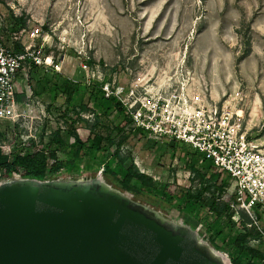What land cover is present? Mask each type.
I'll use <instances>...</instances> for the list:
<instances>
[{
    "label": "rangeland",
    "instance_id": "374dc122",
    "mask_svg": "<svg viewBox=\"0 0 264 264\" xmlns=\"http://www.w3.org/2000/svg\"><path fill=\"white\" fill-rule=\"evenodd\" d=\"M16 17L25 21V28L16 24ZM0 41L12 49L15 42L25 49L36 47L54 60L39 68L29 60L19 72L22 98L12 114L0 119V159L13 161L20 148L31 147L30 139L47 141L59 128L68 131L69 143L76 134L86 139L95 114L101 115L104 107L97 88L90 96L93 82H110L124 91L125 99L134 89L216 103L264 143V0H0ZM51 70L82 84L67 108L64 98L39 94L44 86L40 80ZM124 121V114L113 108L101 131L113 132ZM128 137L119 148L121 157L131 155L139 172L153 181L150 188L141 186L142 193L125 191L196 228L228 264L237 258L247 264L249 257L234 246L235 237L244 232L235 229L234 221L228 224L226 213L209 211L212 201L223 207L230 196L218 195L211 162L183 143L157 142L140 133ZM122 138L118 134L105 154L86 150L79 161L66 146L59 157L71 169L58 176H88L109 165L112 173L103 177L121 187L118 181L129 165L122 166L115 156ZM8 178L0 174V182ZM208 182L211 190L205 189ZM259 227L264 232V214ZM258 235L249 246L264 251V235Z\"/></svg>",
    "mask_w": 264,
    "mask_h": 264
},
{
    "label": "water",
    "instance_id": "95a60500",
    "mask_svg": "<svg viewBox=\"0 0 264 264\" xmlns=\"http://www.w3.org/2000/svg\"><path fill=\"white\" fill-rule=\"evenodd\" d=\"M0 264H228L191 225L101 173L0 182Z\"/></svg>",
    "mask_w": 264,
    "mask_h": 264
},
{
    "label": "built area",
    "instance_id": "2783aa9c",
    "mask_svg": "<svg viewBox=\"0 0 264 264\" xmlns=\"http://www.w3.org/2000/svg\"><path fill=\"white\" fill-rule=\"evenodd\" d=\"M29 60L40 66L54 62L36 47L15 52L0 41V119L12 114L19 103L18 76ZM102 84L106 97L123 103L130 128L141 129L157 142L186 144L210 161L219 174L226 173V185L218 195L225 199L229 193L230 208L246 214L250 219L247 228L264 235L259 227L264 214V143L243 130L239 117L227 107L196 97L132 89L125 99L119 87L115 89L110 82ZM104 171L102 166L99 173ZM234 223L235 229L243 231L240 220Z\"/></svg>",
    "mask_w": 264,
    "mask_h": 264
},
{
    "label": "trees",
    "instance_id": "16d2710c",
    "mask_svg": "<svg viewBox=\"0 0 264 264\" xmlns=\"http://www.w3.org/2000/svg\"><path fill=\"white\" fill-rule=\"evenodd\" d=\"M15 21L17 25L21 24V28H25L26 23L25 21H22L21 18L16 17ZM13 49L15 52L25 51V48L19 42L13 44ZM31 64L34 68H39V66L32 61ZM40 84L44 86L43 91L39 94L42 95L44 92H48L54 94L55 98H64V106H66V108L73 102L75 94H78L81 91L80 87L82 85L81 83L75 82L64 75L57 73L55 70H51L50 73H45L44 77L40 80ZM90 86H92L89 88V90H91L90 96L94 95V89L97 88L98 94L101 96V101L104 103V107L101 115L95 114V122L88 129L89 135L86 139H83L80 135L76 134V139L72 143H69L67 141L68 131L66 132V130L60 128L48 135L47 141H44V138L42 137L41 141L37 144L34 139H30L29 142L31 143V147L35 148V150H32L31 147L20 148L13 161H10L9 159H0V174L6 177L21 176L39 180L52 179L71 169L68 160L60 159L59 157V153L63 152L66 146L68 150L74 153V161H79L82 159L86 150L105 154L116 144V136L122 134L123 138L117 145L118 149L115 152V156L122 166L125 167L127 163H129V165L125 169L124 177L118 181L119 185L123 190L134 193H142L141 186L150 188L153 180L147 177V175L139 172L138 167L134 163L133 157L129 155L127 158H122L119 153V148L128 140V136L138 133L142 135L147 134L141 129L130 128L131 122L127 118V115H125L126 111L123 103L116 101L115 97H106L102 90V83L93 82ZM86 87L88 86L86 85ZM21 98L22 96L17 95L18 101H20ZM95 99L98 100V97H95ZM81 107L85 112L90 111L88 105H82ZM113 108H116L120 113L124 114L125 121L120 128H114L115 131H108V133L104 135L101 131V122L104 116ZM76 116L81 118L79 113H76ZM74 122L75 120L72 121V123ZM104 168V174L112 173L109 165H107V167L104 166ZM214 172L217 174L215 184L220 187L219 191H222L223 187L226 185V177L223 173L219 174L215 168ZM168 187L169 186H166V189H168ZM212 188V183L208 182L205 189L211 190ZM197 198V201L201 199L200 196ZM209 211L215 215L226 213L229 222L228 224L232 223V221L240 220L244 234L235 237V248L241 255L249 257L250 261L247 264H254L255 262L264 264V251L258 247L255 248L249 246L250 238H258L257 236L260 235H258V232L252 233V231L247 228V223L250 222V219L246 214L243 212L237 213L232 210L227 201L223 207L219 205L218 201H212ZM232 262L233 264H244L238 258L232 259Z\"/></svg>",
    "mask_w": 264,
    "mask_h": 264
},
{
    "label": "bare ground",
    "instance_id": "6f19581e",
    "mask_svg": "<svg viewBox=\"0 0 264 264\" xmlns=\"http://www.w3.org/2000/svg\"><path fill=\"white\" fill-rule=\"evenodd\" d=\"M240 114V113H239ZM226 261H227V259H226Z\"/></svg>",
    "mask_w": 264,
    "mask_h": 264
}]
</instances>
